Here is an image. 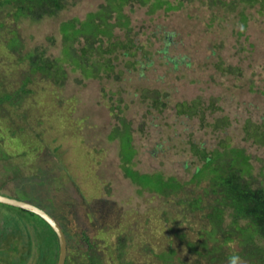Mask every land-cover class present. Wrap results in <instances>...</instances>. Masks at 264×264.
I'll return each mask as SVG.
<instances>
[{
    "label": "rangeland",
    "instance_id": "obj_1",
    "mask_svg": "<svg viewBox=\"0 0 264 264\" xmlns=\"http://www.w3.org/2000/svg\"><path fill=\"white\" fill-rule=\"evenodd\" d=\"M153 1H130L122 8L129 29L114 28L101 47L92 44L99 54L85 60L95 75L89 78L62 60L59 25L73 18L79 25L106 0H73L59 16L40 22L15 21L11 8H0V96H13L0 105V194L56 220L68 264L88 263L89 253L102 264H165L159 255L170 249L174 264L197 258L207 264L188 248L210 228L206 208L188 207L209 184L191 180L201 165L198 149L211 151L226 140L245 149L264 184V148L245 141L243 131L247 121L264 129L259 1L229 11L230 0H169L175 10L149 13ZM13 36L19 44L12 48ZM84 43L78 37L75 46ZM41 52L55 63L61 59L62 87L53 75L30 70L26 55ZM123 122L136 151L129 164L119 138H110ZM125 168L173 177L182 188L162 197L133 182ZM210 202L208 196L203 205ZM0 245V264L7 252L12 264H53L59 253L39 216L2 204ZM207 245L226 255L239 250L220 238Z\"/></svg>",
    "mask_w": 264,
    "mask_h": 264
},
{
    "label": "trees",
    "instance_id": "obj_2",
    "mask_svg": "<svg viewBox=\"0 0 264 264\" xmlns=\"http://www.w3.org/2000/svg\"><path fill=\"white\" fill-rule=\"evenodd\" d=\"M71 1L73 0H0V8H11L15 21L40 22L45 18L51 19L59 16L67 9ZM130 1L133 0H106V3L97 11L88 13L79 25L76 24L77 18L60 23L62 60L70 63L73 71L79 69L85 78L95 77L92 68L88 70L85 66V60H89L93 52L99 54L98 48H93L92 44L97 43L98 47H101L104 40L109 41L113 37L114 28H128L129 19L122 13V8L127 6ZM138 1L144 5L148 0ZM257 1H259L258 13L264 14V0H230L227 6L229 11H233L237 7V3L252 6ZM160 8L171 11L175 10L176 6H173L169 0H154L149 13ZM113 13H116L115 20H113ZM78 37H82L85 42L81 47L75 46ZM18 44V38L13 36L9 47L13 48ZM26 57L29 59L30 70L40 71L46 77L53 75L54 83L59 87L63 86V81L66 79L65 70L61 63L57 64L61 59L55 63V60H48L43 52L40 54L29 53ZM12 98V95L3 93L0 96V105L3 101H11ZM189 110L191 111V108L187 107V110L183 111L189 113ZM243 131L245 141L250 140L264 148L263 127L247 121ZM116 136L120 140L122 161L129 164L136 153L132 146L130 126L123 122L120 130L116 128L110 134L111 139ZM197 156L200 157L201 165L196 168L191 180L199 183L208 179L209 184L203 188L201 194H196L191 198L188 207L192 211H201L206 208L207 212L204 213V218L210 228L204 233L205 236H200L201 242L188 243V248L195 252L199 258L204 259L207 264L226 261L228 255L222 252L220 246L209 249L207 245L209 240L218 241L220 238L222 245L236 242L239 248L237 253L241 255L246 264H264V184L254 177L250 156L246 154L245 149L232 146L227 140L221 141L211 151L198 149ZM124 170L126 176L140 185L142 189L158 193L162 197H167L182 188V184L173 177L165 178L160 173L139 174L132 171L131 168ZM208 196L211 202L203 205L204 198ZM48 228L58 244L55 233L49 226ZM86 246L91 249L93 244L88 242ZM86 253H89V250ZM215 254L218 255L215 256ZM174 256L175 250L173 249L159 255L165 264H174L170 261ZM40 257L45 258L42 254ZM54 257L56 258L51 263L56 264L58 255L55 254ZM70 257L71 255L66 257L65 264L71 261ZM87 259L88 263L86 264H102L90 253ZM197 259L192 264H199Z\"/></svg>",
    "mask_w": 264,
    "mask_h": 264
},
{
    "label": "water",
    "instance_id": "obj_3",
    "mask_svg": "<svg viewBox=\"0 0 264 264\" xmlns=\"http://www.w3.org/2000/svg\"><path fill=\"white\" fill-rule=\"evenodd\" d=\"M0 203L13 206L16 208H20L30 213H33L39 216L45 223H47L48 226L55 233L57 237V241H58L59 253H58V259H57L56 264H65L66 256H67L66 238H65V234L63 230L61 229L59 224L54 220V218H52L44 210L28 202H25V201H20L17 199H12V198H8V197L0 195Z\"/></svg>",
    "mask_w": 264,
    "mask_h": 264
},
{
    "label": "clouds",
    "instance_id": "obj_4",
    "mask_svg": "<svg viewBox=\"0 0 264 264\" xmlns=\"http://www.w3.org/2000/svg\"><path fill=\"white\" fill-rule=\"evenodd\" d=\"M226 264H244V260L239 253L233 251L227 256Z\"/></svg>",
    "mask_w": 264,
    "mask_h": 264
},
{
    "label": "flooded vegetation",
    "instance_id": "obj_5",
    "mask_svg": "<svg viewBox=\"0 0 264 264\" xmlns=\"http://www.w3.org/2000/svg\"><path fill=\"white\" fill-rule=\"evenodd\" d=\"M0 195H2V194H0ZM2 196H4V195H2ZM5 197H7V196H5ZM8 198H10V197H8ZM13 199V198H12ZM0 204H2V203H0ZM2 205H6V204H2ZM7 206H9V205H7ZM11 207H13V206H11ZM16 208V207H15ZM48 214V213H47ZM50 215V214H49ZM52 217V216H51ZM53 218V217H52ZM55 220V219H54ZM56 221V220H55ZM3 244H5V243H3ZM2 245H0V247H1ZM0 249H3V248H0ZM1 251V250H0ZM24 251H25V249L22 251V252H19V253H24ZM11 252H13L15 255H17V254H19L18 252H16V250L15 249H11ZM5 253V252H4ZM6 257L4 258V260H3V262H4V264H12V262H11V258H9V256H11L10 255V253H6ZM30 260H34L33 259V256H32V258L30 259ZM65 263H66V261H65Z\"/></svg>",
    "mask_w": 264,
    "mask_h": 264
}]
</instances>
